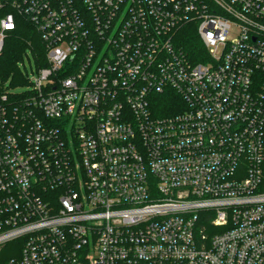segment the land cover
Instances as JSON below:
<instances>
[{"label": "built area", "instance_id": "built-area-1", "mask_svg": "<svg viewBox=\"0 0 264 264\" xmlns=\"http://www.w3.org/2000/svg\"><path fill=\"white\" fill-rule=\"evenodd\" d=\"M20 17L0 264H264V0H0V54Z\"/></svg>", "mask_w": 264, "mask_h": 264}, {"label": "trees", "instance_id": "trees-1", "mask_svg": "<svg viewBox=\"0 0 264 264\" xmlns=\"http://www.w3.org/2000/svg\"><path fill=\"white\" fill-rule=\"evenodd\" d=\"M19 19L18 28L9 34L8 38L4 42V47L0 54V80L4 82L12 76V85L27 84L24 74L17 66L18 61L22 59V55L27 47L32 50L37 67L46 65L45 58L43 56V45L38 33L24 18L20 17ZM197 39L199 38L197 37ZM199 43L201 45L196 43L193 39L191 42L192 45L186 46V48L190 49L191 47H196V49L198 48L202 50V43L200 41ZM1 85L2 83H0V87ZM176 99L178 100V96H176V94H173V96H171V94L162 96L159 107L164 110L165 108H171L173 100L177 101ZM171 110L173 111V109Z\"/></svg>", "mask_w": 264, "mask_h": 264}, {"label": "rangeland", "instance_id": "rangeland-1", "mask_svg": "<svg viewBox=\"0 0 264 264\" xmlns=\"http://www.w3.org/2000/svg\"><path fill=\"white\" fill-rule=\"evenodd\" d=\"M180 37L184 38V44L186 46L192 45L191 42L193 39L196 43L201 45L199 43L200 40L197 39L198 36L196 35V31H195V28L193 26L186 27L182 31ZM202 49H204L203 46H202ZM17 66L19 67V70L24 74V76L27 80L26 85H18V84L12 85L11 84L12 76H10L4 82H2L0 80V83L4 84V88H6L8 90V92L14 93V94H19V93L24 92L30 88L28 86V78L32 77L31 68H34V69L37 68V64H36V61L34 59L32 50L29 47H27L25 49V52L22 55V59L18 61ZM15 251H17L16 241L7 242L6 244H4L0 248V262H3L8 257L12 256L13 252H15Z\"/></svg>", "mask_w": 264, "mask_h": 264}]
</instances>
